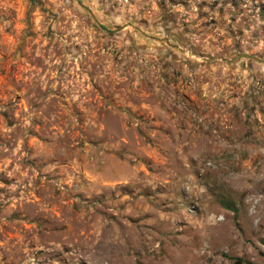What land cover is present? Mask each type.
<instances>
[{
  "label": "rangeland",
  "instance_id": "1",
  "mask_svg": "<svg viewBox=\"0 0 264 264\" xmlns=\"http://www.w3.org/2000/svg\"><path fill=\"white\" fill-rule=\"evenodd\" d=\"M239 258L264 264V0H0V264Z\"/></svg>",
  "mask_w": 264,
  "mask_h": 264
},
{
  "label": "flooded vegetation",
  "instance_id": "2",
  "mask_svg": "<svg viewBox=\"0 0 264 264\" xmlns=\"http://www.w3.org/2000/svg\"><path fill=\"white\" fill-rule=\"evenodd\" d=\"M144 41H147V40H144ZM135 44V43H134ZM137 44V43H136ZM138 45V47H139V44H137ZM141 46V45H140ZM147 47H148V45H144L142 48H144V50H147Z\"/></svg>",
  "mask_w": 264,
  "mask_h": 264
},
{
  "label": "trees",
  "instance_id": "3",
  "mask_svg": "<svg viewBox=\"0 0 264 264\" xmlns=\"http://www.w3.org/2000/svg\"><path fill=\"white\" fill-rule=\"evenodd\" d=\"M237 264H241L242 263V260L239 258V259H237Z\"/></svg>",
  "mask_w": 264,
  "mask_h": 264
},
{
  "label": "built area",
  "instance_id": "4",
  "mask_svg": "<svg viewBox=\"0 0 264 264\" xmlns=\"http://www.w3.org/2000/svg\"><path fill=\"white\" fill-rule=\"evenodd\" d=\"M207 164H208V165H211L212 163H211V161L209 160Z\"/></svg>",
  "mask_w": 264,
  "mask_h": 264
},
{
  "label": "water",
  "instance_id": "5",
  "mask_svg": "<svg viewBox=\"0 0 264 264\" xmlns=\"http://www.w3.org/2000/svg\"><path fill=\"white\" fill-rule=\"evenodd\" d=\"M191 53H193V52H191Z\"/></svg>",
  "mask_w": 264,
  "mask_h": 264
}]
</instances>
